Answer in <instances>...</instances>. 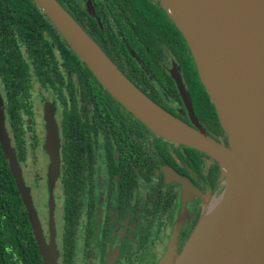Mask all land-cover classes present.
I'll use <instances>...</instances> for the list:
<instances>
[{"label": "flooded vegetation", "instance_id": "obj_1", "mask_svg": "<svg viewBox=\"0 0 264 264\" xmlns=\"http://www.w3.org/2000/svg\"><path fill=\"white\" fill-rule=\"evenodd\" d=\"M58 1L145 95L229 146L188 41L160 0ZM60 33L35 0H0V116L56 263L161 264L224 190L222 165L155 133ZM48 114L59 134L51 175Z\"/></svg>", "mask_w": 264, "mask_h": 264}, {"label": "water", "instance_id": "obj_2", "mask_svg": "<svg viewBox=\"0 0 264 264\" xmlns=\"http://www.w3.org/2000/svg\"><path fill=\"white\" fill-rule=\"evenodd\" d=\"M35 1L99 82L127 109L163 137L207 152L212 149L222 165L226 178L224 190L207 205L183 250L178 253L173 241L161 264H264V0H160L188 41L201 79L228 134V147L219 145L145 95L58 0ZM174 7L192 29L199 19L205 28H213L208 48L222 63L219 72L225 75L222 80L229 88L227 97L217 93L204 79L191 36L173 12ZM228 103L239 112V122L252 123L254 136L247 147V143H242L245 134L232 119ZM140 105H149L166 122L156 121V127L153 126L139 111ZM169 121L198 132L206 143L180 139L173 136L174 132H165ZM0 142L26 206L43 262L57 264L54 247L45 238L1 116ZM47 150L52 158L51 175L58 168L59 134L54 116L49 114Z\"/></svg>", "mask_w": 264, "mask_h": 264}, {"label": "trees", "instance_id": "obj_3", "mask_svg": "<svg viewBox=\"0 0 264 264\" xmlns=\"http://www.w3.org/2000/svg\"><path fill=\"white\" fill-rule=\"evenodd\" d=\"M74 56L76 59L81 60L83 62V60L78 56V54L75 51H74ZM83 64L86 65L84 62ZM86 68L89 69L88 66ZM89 71L92 72L90 69ZM12 148L14 147L12 146ZM50 245L56 247L55 242L50 243ZM0 264H44L41 251L39 249L28 216L26 206L23 202V198L16 184L15 178L10 170V166L5 156L1 142H0Z\"/></svg>", "mask_w": 264, "mask_h": 264}, {"label": "bare ground", "instance_id": "obj_4", "mask_svg": "<svg viewBox=\"0 0 264 264\" xmlns=\"http://www.w3.org/2000/svg\"><path fill=\"white\" fill-rule=\"evenodd\" d=\"M192 10V9H191ZM190 10V11H191ZM173 12L175 15L178 16V20L180 23L184 26V28L187 30L189 35L191 36V42L193 45V49L195 51V54L198 58V61L200 63V69L201 73L206 80V82L216 90L217 93H220L222 96L227 97L229 94L228 87L224 85L223 78H224V72H219V69L221 68V61L216 60L214 54L209 50V40L210 38L213 39V28H205L201 20L199 19V22L196 24V27L192 29L185 21L177 7L173 8ZM229 104V103H228ZM230 108L232 109V119L234 122L237 123V126L243 133L245 134L244 140H242L243 145L248 146L249 141L254 136V131L252 128V123H248L246 125V122L238 121L239 112H236L235 109L231 104H229ZM139 111L142 112L143 116L146 118V120L156 127V121L158 122H166L163 118L160 117V115L152 109L149 105H140ZM228 112V111H227ZM230 115V113L228 112ZM231 116V115H230ZM165 132L167 133H176L173 136L179 137L180 139H190L197 143H206V139L203 138L198 132L192 131L189 128H186L185 126H180L177 124H174L172 122H168V125L166 127ZM248 141V142H247ZM211 153H216L211 149ZM227 169L231 171V168L229 167L227 162H224Z\"/></svg>", "mask_w": 264, "mask_h": 264}, {"label": "rangeland", "instance_id": "obj_5", "mask_svg": "<svg viewBox=\"0 0 264 264\" xmlns=\"http://www.w3.org/2000/svg\"><path fill=\"white\" fill-rule=\"evenodd\" d=\"M29 194L31 195V192L29 191ZM32 202H33V205H34V208H35V210H36V203L32 200ZM54 254H55V257L57 258V256H58V254H59V252H58V250H57V246L56 247H54Z\"/></svg>", "mask_w": 264, "mask_h": 264}]
</instances>
